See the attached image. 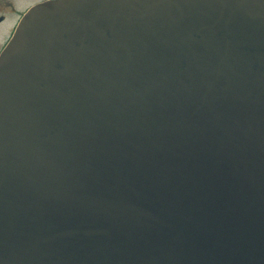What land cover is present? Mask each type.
<instances>
[{"label": "water", "instance_id": "water-1", "mask_svg": "<svg viewBox=\"0 0 264 264\" xmlns=\"http://www.w3.org/2000/svg\"><path fill=\"white\" fill-rule=\"evenodd\" d=\"M0 264H264V0H54L0 54Z\"/></svg>", "mask_w": 264, "mask_h": 264}, {"label": "rangeland", "instance_id": "rangeland-1", "mask_svg": "<svg viewBox=\"0 0 264 264\" xmlns=\"http://www.w3.org/2000/svg\"><path fill=\"white\" fill-rule=\"evenodd\" d=\"M15 1L19 3L18 0ZM2 3L6 2L0 0V4ZM22 10L23 8H21V12ZM7 11L9 13L6 12L5 8H3L2 10L0 9V17L3 18V21L0 22V53L3 47L9 42L12 34L14 33L19 18L18 15L15 12H12L9 8L7 9Z\"/></svg>", "mask_w": 264, "mask_h": 264}, {"label": "flooded vegetation", "instance_id": "flooded-vegetation-1", "mask_svg": "<svg viewBox=\"0 0 264 264\" xmlns=\"http://www.w3.org/2000/svg\"><path fill=\"white\" fill-rule=\"evenodd\" d=\"M3 1L6 3L0 4V7H2V9L5 8L6 11L9 8L12 12H15L19 17L17 21L18 24L22 20L23 14L29 9H31L33 6H36L38 4H43V2L54 1V0H18L19 3L16 2L15 0H3ZM21 8H23L22 12H21ZM2 21L3 18L0 17V22Z\"/></svg>", "mask_w": 264, "mask_h": 264}, {"label": "bare ground", "instance_id": "bare-ground-1", "mask_svg": "<svg viewBox=\"0 0 264 264\" xmlns=\"http://www.w3.org/2000/svg\"><path fill=\"white\" fill-rule=\"evenodd\" d=\"M2 9V7H0ZM7 13H9L8 11H6Z\"/></svg>", "mask_w": 264, "mask_h": 264}]
</instances>
